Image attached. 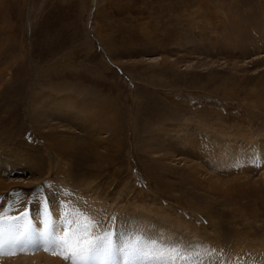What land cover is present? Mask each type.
Here are the masks:
<instances>
[{
	"label": "rangeland",
	"instance_id": "374dc122",
	"mask_svg": "<svg viewBox=\"0 0 264 264\" xmlns=\"http://www.w3.org/2000/svg\"><path fill=\"white\" fill-rule=\"evenodd\" d=\"M0 189L8 262L264 264V0H0Z\"/></svg>",
	"mask_w": 264,
	"mask_h": 264
},
{
	"label": "snow or ice",
	"instance_id": "6c2138e0",
	"mask_svg": "<svg viewBox=\"0 0 264 264\" xmlns=\"http://www.w3.org/2000/svg\"><path fill=\"white\" fill-rule=\"evenodd\" d=\"M23 219V214L13 218L12 222L17 223ZM87 223L72 227L70 222L62 221L64 225L63 236H56L55 227H52L47 233L49 248L55 250L54 254L61 255L65 260H69L70 264H90L96 254L102 253L104 260L110 258L113 251L112 233L103 231L100 236L89 238L87 232L98 227L94 217H87ZM5 223V214L0 213V255L15 254L12 249L17 246H22L25 239H30L33 235L43 239L42 234L32 226H26L23 232L19 235L9 236L3 225ZM119 250V249H118ZM101 264H104L102 261Z\"/></svg>",
	"mask_w": 264,
	"mask_h": 264
},
{
	"label": "bare ground",
	"instance_id": "6f19581e",
	"mask_svg": "<svg viewBox=\"0 0 264 264\" xmlns=\"http://www.w3.org/2000/svg\"><path fill=\"white\" fill-rule=\"evenodd\" d=\"M240 162V161H239ZM2 191V189H0V192ZM41 209V208H40ZM58 214H60V212L58 213ZM56 218H58V216L56 215L55 216ZM87 217V216H86ZM49 221V220H48ZM84 221H85V219H84ZM43 222H44V220H43ZM42 221L40 222V224L39 225H41V231H39L41 234H43L44 232H45V229H43V225L41 224V223H43ZM48 226V225H47ZM52 227H55V233H60V234H62V227L60 226V224L58 223V224H55V226H54V224H52L51 225ZM71 226L72 227H78V226H76L75 224H71ZM51 227V228H52ZM19 232H21V231H19ZM154 240V239H153ZM153 242V241H152ZM115 244V243H114ZM113 244V245H114ZM121 244H123V243H121ZM45 245V244H44ZM49 245V244H48ZM44 246L43 245H36L35 246V249L36 248H38V249H42ZM143 247L145 248V251L147 252V253H150V255H152V256H156L153 252L155 251L153 248H154V246H151V244L149 243V242H146V243H144V245H143ZM140 248H141V246H140ZM157 249V248H156ZM27 251H28V249H27ZM31 252H34V251H32V250H30ZM29 252V251H28ZM138 252V251H137ZM142 252H143V250H142ZM21 253L22 252H20L19 253V251H18V253L16 254L17 256H11V259L9 260V262L7 261V259H3V258H0V264H23V262L24 261H26L25 262V264H28L27 263V260H26V257H24V258H22L24 255H21ZM46 253V254H45ZM42 252V251H38V253H33L32 255H34V257L35 258H39V262L40 263H43V264H45L46 262L47 263H49V264H63V261L60 259V255H57V254H54V251H50L49 253L48 252ZM121 253V252H120ZM141 253V252H140ZM19 255H21V257L19 256ZM144 255V254H143ZM18 256H19V258H18ZM26 256V255H25ZM31 256V255H30ZM29 256V257H30ZM114 256V255H113ZM140 256V255H139ZM151 256V258H149V259H147V257H146V260H148V261H145L146 263H144V262H142V260H141V264H154V257H152ZM178 257L176 258V260L180 263H182L183 264V262H186V260L185 259H183V255H181L180 254V256L179 255H177ZM150 257V256H149ZM21 258L23 259V260H21ZM114 258H116V257H113V259ZM9 259V258H8ZM140 259V258H139ZM144 259V258H143ZM167 259V258H166ZM43 260V261H42ZM21 261H23V262H21ZM102 261L104 262V264H108L109 263V260L107 259V260H104V258L102 259ZM97 262H98V260H97ZM30 263V262H29ZM133 263V262H132ZM135 263H139V261H138V257L137 258H135L134 259V264ZM201 262L200 261H198V262H196V264H200ZM118 264H120V263H118ZM122 264V263H121ZM125 264V263H124ZM236 264H239V262L238 263H236Z\"/></svg>",
	"mask_w": 264,
	"mask_h": 264
}]
</instances>
